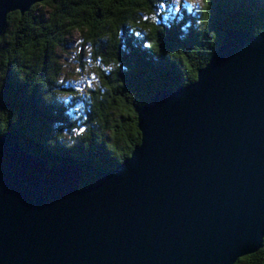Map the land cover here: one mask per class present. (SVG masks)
<instances>
[{"label":"water","instance_id":"obj_1","mask_svg":"<svg viewBox=\"0 0 264 264\" xmlns=\"http://www.w3.org/2000/svg\"><path fill=\"white\" fill-rule=\"evenodd\" d=\"M47 0H0L13 12ZM140 144L86 186L0 134V264H236L264 241V29L137 111Z\"/></svg>","mask_w":264,"mask_h":264},{"label":"trees","instance_id":"obj_2","mask_svg":"<svg viewBox=\"0 0 264 264\" xmlns=\"http://www.w3.org/2000/svg\"><path fill=\"white\" fill-rule=\"evenodd\" d=\"M169 1L47 0L10 13L0 36V133L53 165L78 166L86 186L140 144L137 111L150 98L195 82L228 30L264 29V0H202L175 15L163 10ZM73 40L66 63L81 77L88 71L84 91L65 85ZM236 264H264V241Z\"/></svg>","mask_w":264,"mask_h":264},{"label":"rangeland","instance_id":"obj_3","mask_svg":"<svg viewBox=\"0 0 264 264\" xmlns=\"http://www.w3.org/2000/svg\"><path fill=\"white\" fill-rule=\"evenodd\" d=\"M202 0H170L169 4L167 5V7H165L164 12L165 13H172V14H177L178 11L181 8H184L185 10H187L188 14L193 13L196 9H198V7L201 5ZM179 14V13H178ZM168 18V15L164 17L163 21H166V19ZM69 48L67 49V55H63V58L65 59V65L63 68V73L66 74L67 76L64 75L65 78V85H73L75 86L78 90H82L84 91V81H86L87 79V75L85 73L87 72H82V76H79L78 74V66L77 63L72 62L71 64L70 62L66 63L67 61H69L70 58V54H76L77 50L75 51V41L73 40L69 45ZM74 50V51H73ZM70 53V54H69ZM71 72L73 73V76H69V74H71ZM67 82V84H66ZM70 85V86H71ZM94 85V83H93Z\"/></svg>","mask_w":264,"mask_h":264},{"label":"bare ground","instance_id":"obj_4","mask_svg":"<svg viewBox=\"0 0 264 264\" xmlns=\"http://www.w3.org/2000/svg\"><path fill=\"white\" fill-rule=\"evenodd\" d=\"M0 134H7V133H0ZM12 134V133H11ZM21 145V144H20ZM52 164V163H51Z\"/></svg>","mask_w":264,"mask_h":264},{"label":"snow or ice","instance_id":"obj_5","mask_svg":"<svg viewBox=\"0 0 264 264\" xmlns=\"http://www.w3.org/2000/svg\"><path fill=\"white\" fill-rule=\"evenodd\" d=\"M34 2H35V0H34ZM204 2L207 3V0H204Z\"/></svg>","mask_w":264,"mask_h":264}]
</instances>
